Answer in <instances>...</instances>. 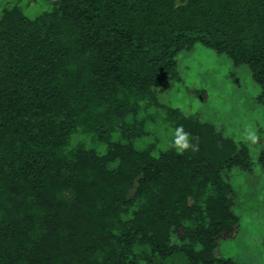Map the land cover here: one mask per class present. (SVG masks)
I'll use <instances>...</instances> for the list:
<instances>
[{"label":"trees","instance_id":"obj_1","mask_svg":"<svg viewBox=\"0 0 264 264\" xmlns=\"http://www.w3.org/2000/svg\"><path fill=\"white\" fill-rule=\"evenodd\" d=\"M47 2L0 14V264H235L218 244L249 150L160 96L201 44L245 66L264 107V0ZM160 117L198 150L135 148Z\"/></svg>","mask_w":264,"mask_h":264},{"label":"rangeland","instance_id":"obj_2","mask_svg":"<svg viewBox=\"0 0 264 264\" xmlns=\"http://www.w3.org/2000/svg\"><path fill=\"white\" fill-rule=\"evenodd\" d=\"M13 5L20 6L29 18L50 8L47 0H0V14ZM177 70L179 79L161 94V103L213 124L239 146L247 147L250 154V172L233 169L230 173L235 192L233 212L239 223L233 236L219 241L218 255L235 264H264V166L259 162L264 150V107L257 101L259 87L245 66H234L226 55L201 44L177 55ZM249 128L259 138L256 144L245 138ZM146 130L149 135L136 141L135 148L157 142V155L173 145L175 131L162 117L147 123ZM157 264H185V259L175 254Z\"/></svg>","mask_w":264,"mask_h":264},{"label":"clouds","instance_id":"obj_3","mask_svg":"<svg viewBox=\"0 0 264 264\" xmlns=\"http://www.w3.org/2000/svg\"><path fill=\"white\" fill-rule=\"evenodd\" d=\"M246 140L251 142V144H256L258 142V136L251 128L246 131ZM178 152H183L191 148L193 151L198 150L196 145H193L189 141V133L185 132L183 127H178L175 130L173 137V145Z\"/></svg>","mask_w":264,"mask_h":264}]
</instances>
